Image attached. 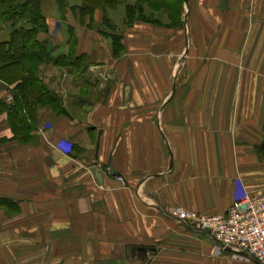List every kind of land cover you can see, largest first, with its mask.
<instances>
[{"label": "crops", "instance_id": "0c3cea01", "mask_svg": "<svg viewBox=\"0 0 264 264\" xmlns=\"http://www.w3.org/2000/svg\"><path fill=\"white\" fill-rule=\"evenodd\" d=\"M149 1L48 15L39 39L56 54L74 44L88 69L71 88L90 79L97 96L74 101L66 76L51 84L66 113L41 111L30 141L0 113V264H52L66 226L96 264H260L172 211L226 215L264 193V0H178L183 28ZM15 91L0 79L3 101Z\"/></svg>", "mask_w": 264, "mask_h": 264}, {"label": "trees", "instance_id": "16d2710c", "mask_svg": "<svg viewBox=\"0 0 264 264\" xmlns=\"http://www.w3.org/2000/svg\"><path fill=\"white\" fill-rule=\"evenodd\" d=\"M102 1L0 0V34L4 28L3 24L7 23L11 28V40H0V79L15 84L16 89L13 104H8L0 98V113H8L10 124L20 141L32 139V132L38 128L40 112L45 108L66 113L62 99L46 84L45 75L49 73V67L61 69L62 76L69 73L76 76L77 80L82 78L88 69L84 58L77 55L74 44L70 45L65 53L56 54L58 48L48 40L39 39L40 33L49 31L48 15L55 7L64 11L66 5L81 2L83 8L89 9ZM116 38L115 47L119 52L123 50V45L120 37ZM86 87L93 88L90 79L84 81L81 90ZM92 99L94 96L84 102Z\"/></svg>", "mask_w": 264, "mask_h": 264}, {"label": "built area", "instance_id": "2783aa9c", "mask_svg": "<svg viewBox=\"0 0 264 264\" xmlns=\"http://www.w3.org/2000/svg\"><path fill=\"white\" fill-rule=\"evenodd\" d=\"M60 147L65 151L72 148L67 142ZM172 213L186 225L212 234L222 248H233L264 264V193L237 197L226 215L184 209Z\"/></svg>", "mask_w": 264, "mask_h": 264}, {"label": "rangeland", "instance_id": "374dc122", "mask_svg": "<svg viewBox=\"0 0 264 264\" xmlns=\"http://www.w3.org/2000/svg\"><path fill=\"white\" fill-rule=\"evenodd\" d=\"M150 1L155 4V5L152 4L155 7L152 8L151 13H153L156 17L160 19L159 20L160 23L171 25V26L174 25L175 27L180 26L181 24V27L183 28L184 24L181 18V12L179 10L181 7L179 6V3L177 2L178 0H150ZM150 1L149 3H151ZM49 70H50L48 71L49 73L46 72L47 75H45L47 78L46 84L50 86L51 84L53 85L54 82L59 83V81H61L60 80L61 77L66 76V79H67L66 85L70 91L69 95L71 98L74 99V101L78 99L79 95L81 96L83 101L88 100L90 96H94V98H96L97 92L92 87H86L83 90H73L71 88L73 83L78 82L76 76H73L69 73L68 74L65 73L62 76L61 69H57V68L55 70V68L50 69L49 67ZM85 103H88V101ZM67 152H71V151H67ZM24 160L25 159H23V161ZM24 163H26V166H21V167H26V169L28 170L29 169L28 166H30L31 163L28 164V160L27 162L24 161L23 164ZM22 171L24 172L23 168H22ZM4 177L5 176H3L2 178ZM5 178H7V176ZM53 190L55 194L61 193V190H58L55 188ZM50 191L52 192V189H50ZM178 209H184V208H178ZM184 210H189V209H184ZM189 211H194V210H189ZM58 225L61 226L60 223H58ZM66 228H69V227L66 226L64 227V229L56 228L55 231L53 232L54 237L52 238V240H53V246H54V256H53V259L50 260L49 262H51L52 264H58V263L65 264L68 259L71 262L73 261L72 263H79L81 261V262H86V264H96L95 253L93 252L94 249H88L89 250L88 253L85 252L81 254L80 246H81V243L84 241H82L80 237L78 238L75 234L73 233L71 234V230H67ZM191 228L201 230L200 228H196V227H191ZM92 247L93 246H91V248Z\"/></svg>", "mask_w": 264, "mask_h": 264}, {"label": "water", "instance_id": "95a60500", "mask_svg": "<svg viewBox=\"0 0 264 264\" xmlns=\"http://www.w3.org/2000/svg\"><path fill=\"white\" fill-rule=\"evenodd\" d=\"M187 52H188V49H186V52L183 55V57L186 55ZM176 88H177V85H175L174 91L176 90ZM98 179H99L100 182H102V176L101 175L98 176Z\"/></svg>", "mask_w": 264, "mask_h": 264}]
</instances>
